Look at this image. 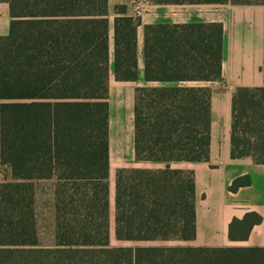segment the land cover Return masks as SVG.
<instances>
[{
	"label": "trees",
	"instance_id": "trees-1",
	"mask_svg": "<svg viewBox=\"0 0 264 264\" xmlns=\"http://www.w3.org/2000/svg\"><path fill=\"white\" fill-rule=\"evenodd\" d=\"M156 4H260L264 0H149ZM9 30L0 36V264H264L263 246L207 247L195 239L194 179L173 161L207 162L210 89L187 81L221 77L219 23L143 27V77L137 87L133 151L163 168L119 167L109 232L108 0H0ZM113 75L137 79L138 15L113 8ZM263 85L231 97L230 158L264 164ZM53 181V241L42 245L36 215L39 182ZM249 184L237 178L234 191ZM261 222L233 218L231 240ZM174 244H168V243Z\"/></svg>",
	"mask_w": 264,
	"mask_h": 264
},
{
	"label": "crops",
	"instance_id": "crops-1",
	"mask_svg": "<svg viewBox=\"0 0 264 264\" xmlns=\"http://www.w3.org/2000/svg\"><path fill=\"white\" fill-rule=\"evenodd\" d=\"M115 5H125L128 15H138L137 79L116 81L113 75V18ZM109 21V229L114 217V178L119 167L163 168L164 163L137 161L133 151V105L137 87L166 85L147 82L143 77V27L157 24L219 23L222 26L221 77L215 81H187L183 86L210 89V146L207 162L173 161L170 167L191 170L194 179L195 239L181 242L192 246H263L264 247V164L249 158H230L231 97L238 87L263 85L264 5L260 4H156L149 0H108ZM9 6L0 2V36L9 30ZM118 97L115 110L126 107L128 121L118 120L111 132V94ZM123 124V125H122ZM112 135L121 146L111 155ZM248 177L249 184L232 191L237 178ZM2 173L0 172V181ZM47 196L53 209V181ZM37 196V190H36ZM256 212L261 222L255 224L246 239L231 240L228 226L233 218ZM112 213V215H111ZM110 232V230H109Z\"/></svg>",
	"mask_w": 264,
	"mask_h": 264
},
{
	"label": "rangeland",
	"instance_id": "rangeland-1",
	"mask_svg": "<svg viewBox=\"0 0 264 264\" xmlns=\"http://www.w3.org/2000/svg\"><path fill=\"white\" fill-rule=\"evenodd\" d=\"M114 90L111 94V132H114V128L118 125V120L128 121V115L126 107L122 108V112L118 113V109L116 108V101L120 100L118 97H114ZM123 125V124H122ZM119 143L112 135V143H111V155L112 157H116V152L119 150L121 146H118ZM48 193V183H40L37 187V196H36V215H37V227L39 232V240L42 245H50L53 241V209L52 204L50 203V197L47 196ZM112 215V213H111ZM110 245L111 246H137V245H149L153 243H143V242H129V241H117L114 238L113 234V217L111 216L110 222ZM168 244H174L168 243Z\"/></svg>",
	"mask_w": 264,
	"mask_h": 264
}]
</instances>
